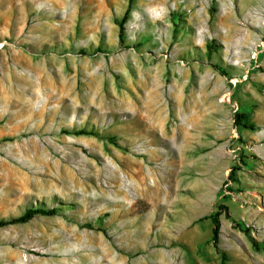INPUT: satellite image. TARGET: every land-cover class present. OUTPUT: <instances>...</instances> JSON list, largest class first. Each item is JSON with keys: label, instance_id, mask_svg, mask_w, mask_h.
Listing matches in <instances>:
<instances>
[{"label": "rangeland", "instance_id": "1", "mask_svg": "<svg viewBox=\"0 0 264 264\" xmlns=\"http://www.w3.org/2000/svg\"><path fill=\"white\" fill-rule=\"evenodd\" d=\"M31 207L0 264H264V0H0V221Z\"/></svg>", "mask_w": 264, "mask_h": 264}, {"label": "trees", "instance_id": "2", "mask_svg": "<svg viewBox=\"0 0 264 264\" xmlns=\"http://www.w3.org/2000/svg\"><path fill=\"white\" fill-rule=\"evenodd\" d=\"M124 21H125V18L119 24V26L121 28L120 37H122V30H123V22ZM234 120H235V126L236 127H242L244 129L253 130L252 125H249V123H248V114L247 113H245V112H237L235 114V119ZM107 140H109L111 143L114 144V140H112V139H107ZM234 175H235L234 170H232V172L229 175L228 181L237 182V180L233 179ZM227 210H228L227 207H225L224 205H221V206L218 207V211L214 212L209 217L210 220H211V223L213 225V228H212V241L215 243V245L218 243L219 238H220V234H221V221H220L221 215L223 213H225L226 217L230 218L229 214L227 213ZM58 212L59 211L56 208L45 210V209L38 208V207H36V208L35 207H31V208L26 209L25 212L19 217L12 218L9 221H0V228L8 226V225L27 224L30 221H32L38 215H41V216H55V215L58 214ZM255 248L257 250H260V248L264 249V247H259L258 245H256Z\"/></svg>", "mask_w": 264, "mask_h": 264}, {"label": "crops", "instance_id": "3", "mask_svg": "<svg viewBox=\"0 0 264 264\" xmlns=\"http://www.w3.org/2000/svg\"><path fill=\"white\" fill-rule=\"evenodd\" d=\"M244 140L247 141V133L244 135ZM244 149L247 151V145L244 147Z\"/></svg>", "mask_w": 264, "mask_h": 264}, {"label": "bare ground", "instance_id": "4", "mask_svg": "<svg viewBox=\"0 0 264 264\" xmlns=\"http://www.w3.org/2000/svg\"><path fill=\"white\" fill-rule=\"evenodd\" d=\"M165 264V263H164ZM166 264H170V263H166Z\"/></svg>", "mask_w": 264, "mask_h": 264}]
</instances>
